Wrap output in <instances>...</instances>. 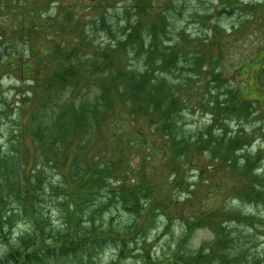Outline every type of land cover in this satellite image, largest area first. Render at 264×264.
<instances>
[{
    "label": "rangeland",
    "instance_id": "rangeland-1",
    "mask_svg": "<svg viewBox=\"0 0 264 264\" xmlns=\"http://www.w3.org/2000/svg\"><path fill=\"white\" fill-rule=\"evenodd\" d=\"M99 2H101L100 9L94 8V4ZM162 15H166L169 21L167 19L165 21V31L162 32H165V37L163 36L164 43L161 48L167 49L172 45L175 47V44L185 43H181L180 49L183 54L178 55L177 66H179L173 75L176 79L180 77L181 80L186 81V87L182 90L187 103L178 120L183 126L182 135L179 137L184 136L190 140L187 147L190 158L180 160L175 158L170 147L166 145L167 138L162 137V133L148 132V136L158 145L164 156L150 158L148 161V154L139 147L135 152L130 153L127 150L120 154L119 159L122 165L128 163L130 169L128 180L132 185H137L135 187L141 192H145L144 187L147 183L154 185L150 203L142 200L146 205L144 209L139 205L137 212H129V206L121 201L120 192L116 190L114 200H118H116L117 204L112 205L102 216L106 226L98 232H91L103 233L104 229L111 228L113 231L129 233L134 229L132 224L139 223V233L127 246V252H122L120 246L118 248L116 242L113 243L112 240H106L104 243L85 241L86 247L76 250L75 253L67 252L62 255L55 250L40 252L41 258L34 259L30 264H139L141 261L139 253L144 245L154 259H173L181 246L197 249L205 242L214 240L212 224L191 231L186 225V220L191 215L208 211L206 206L209 205L214 211L215 209L220 211L227 206L239 209L244 214L255 215L254 222L249 223H241L237 220L227 222L226 217L219 214L216 217L218 226L222 223L220 230L223 229L227 234L231 233L234 236L238 235L239 231L244 236L240 245L247 249L245 255L248 260L245 261H250L255 256L259 264H264V208H257L255 203L248 204L236 199L238 195L236 193L240 188L247 189V178L252 171L251 168L243 165L244 158L248 156L258 157L260 160L264 158V114L260 113L264 107V98L261 104L253 106L254 113L249 111L252 115L240 117L241 119L232 118L228 110H224L216 121L217 116L214 118V111L209 105L212 91L218 97L220 104L225 97L226 101L232 103L234 91L239 88L247 97L255 93V88L260 87L264 91V53L261 57L254 55L257 46H264V0H0V36H2L0 89L3 92L1 96L8 99L12 106L11 113L15 109L16 111L19 108L23 109V104L19 100L22 95L16 96L17 89L27 87L25 90L30 91L31 85L26 81L36 76L34 78L43 83L52 71H56L64 78L56 77L52 81L54 84L51 83L46 92L37 96L39 100H34L30 104L31 108L25 112L26 116L22 122L25 123L37 107H41L39 111L43 115L52 116L57 114V110H60L57 107L66 100L67 105L72 108L74 105H83L91 100L93 92L102 91L103 87H112L114 77L125 70L131 59L133 61L131 64L139 61L138 64L143 68L148 57L147 49L140 51L133 45L128 47L118 45L119 41H123V29L127 31L129 23L133 21L138 26L159 23L163 19ZM103 17L107 18L106 22H102ZM172 22L174 28H171ZM216 27L220 29V34H216L218 32L215 31ZM60 36L67 39L66 46L73 51L60 50L57 47ZM71 39L77 41L72 42ZM203 40L206 42L204 43ZM212 40H219L221 45H216L215 50L209 51L207 73L204 77L194 75L190 70L191 62H194L191 53L199 49L200 53L204 54L207 51V42L212 43ZM51 49H55V55H48L51 59L48 70L39 72L42 56L44 57ZM56 52L61 54L56 56ZM103 53L111 57L106 63L104 62L107 69L105 73L93 67V63L96 62L103 65L101 61ZM250 54L254 59L252 56L248 57ZM160 56L159 54L158 57ZM179 58L182 60L179 61ZM60 59L62 67L58 64ZM118 59L122 62H117ZM20 61L26 65L24 77L15 66L8 65L10 62ZM110 61H112L111 66ZM155 62L154 70L159 69L160 60L156 59ZM243 62L245 64L242 65ZM221 70H227L223 71L222 82L211 83L214 79L211 73L213 71L219 73ZM165 72L167 70L159 69L156 75L160 77ZM253 76H258V82H255L253 89H245V85ZM194 77L196 78L193 79ZM62 79L67 80V83H63ZM221 84L223 86L220 87ZM29 93L27 96H30ZM218 114L217 112L215 115ZM5 127L7 125H3L4 132ZM208 128H211L217 137L227 132L226 139L239 133L247 134L246 145L236 152L238 161L235 160L234 167H229V164L221 159L213 163L207 158L210 153H206L205 150L209 149L206 147L210 142L203 140L202 137L199 138L202 143H197V140L198 136L200 137ZM18 133H20L19 140L0 135V147L9 139L17 142L21 139L22 142L17 147L19 155L30 156L34 164L49 171L46 173L47 191L44 193L45 202L49 204L44 211L50 225L59 228L63 221L59 211L61 207L55 200L58 196L55 187L60 183L59 169H51L49 164L43 161L42 156V161L36 163L37 153L34 151L35 145L28 130H20ZM241 143L238 142V145L243 146ZM116 144V141L111 140L99 144V146L106 145V148L111 150H105L104 159L107 162L111 156L113 157V147ZM77 146L79 143L73 148L70 147L72 149L67 152L66 163L59 162L63 165L61 172L67 169L71 159L80 157L74 152ZM82 154L87 161L90 156L99 158L102 150L93 142ZM115 157L117 158V155ZM123 159L126 161L122 162ZM252 167H256V173L264 178V159ZM174 170L177 172L181 170L179 176L175 177ZM151 179L152 183L148 181ZM110 189V187L104 189L103 194L114 195ZM216 190L217 193L213 194ZM97 195L102 196V192ZM142 228L144 229L140 231ZM13 230L12 235L4 232L7 238L0 235V258H4L9 245L15 246L21 234L29 230L27 221H20ZM126 230L128 232H125ZM92 237L91 235L87 238L93 241ZM53 239L47 237L46 242L51 244ZM35 249L31 245L24 251L31 252Z\"/></svg>",
    "mask_w": 264,
    "mask_h": 264
},
{
    "label": "trees",
    "instance_id": "trees-1",
    "mask_svg": "<svg viewBox=\"0 0 264 264\" xmlns=\"http://www.w3.org/2000/svg\"><path fill=\"white\" fill-rule=\"evenodd\" d=\"M100 5L101 2L95 3L94 8L100 9ZM162 17L163 19L159 23L153 22L144 25L139 24L138 26L133 21L129 23L127 31L123 29V41H119L118 45H125V47L133 45L140 51L147 49L148 57L143 68L142 65L138 64L139 61L131 64L133 62L131 59L128 61L125 70L114 77L112 87H103L102 91L93 92L91 100L83 105H74L72 108L67 105L66 100L57 107L60 109L57 110V114L52 116L51 114L43 115L39 111L41 107H37L33 113L31 112L32 116L24 123L22 121L26 116L25 112L31 108L30 104L34 100H39L37 96L46 92L50 84H54L52 81L56 77H64L58 74L60 72L52 71L43 83L34 78L36 76L26 81L31 85V90H25L27 87L17 89L16 96L17 94L22 95L19 100L23 104V109L19 108L17 111L15 109L13 113H11L12 106L8 99L1 96L3 92L0 89V135L19 140L20 133L18 131L27 129L35 145L34 151L37 153L35 162L42 161V156L43 161H46L51 169H59L60 183L58 187H55L58 192L55 200L61 207L59 211L63 220L61 227L54 228L50 225L49 218L44 211V208L49 204L45 202L46 197L44 195L47 191L46 173L49 171L34 164L30 160V156L25 155L23 157L19 155L17 147L22 142L21 139L18 142L10 139L8 142L5 141L6 143L3 142L0 147V235L7 238L4 232L13 233V229L19 225L20 221L24 220L27 221L29 230H25L21 234L15 246H8L9 249L6 251L4 258H0L1 264H30L34 259L41 258L39 253L45 251L55 250V252H60L62 255L67 254V252L75 253L76 250L86 247L85 241L104 243L106 240H112L113 243L116 242L118 248L120 246L122 252L126 253L127 246L139 233V223H133L134 229L129 233L113 231L111 228L104 229L103 233H92L98 232L106 226L102 216L112 205L117 204L118 200H114L116 190L120 192L121 201L129 206L128 211L133 213L137 212L140 208L139 205L141 209L146 207L142 200L150 203L149 199H151L150 196L154 191V185L147 183V186L144 187L145 192H141L139 188L135 187L137 185H132L128 180V174H130L128 163L122 165L119 155L127 150L130 153L135 152L140 147L148 154V161H150V158L164 156L158 145L153 143V140L148 136V132L151 134L157 131L163 134L162 137L167 138L166 145L170 147L169 149L175 158L179 160L190 158L187 152L190 140L184 136L179 137V135H182L183 126L180 123L181 121L178 120L182 116L187 103L182 90L186 87V81L181 80L180 77L176 79L173 75L179 66H177L178 55L183 54L180 49L183 42L175 44V47L172 45L167 49L161 48L164 43L163 36L165 37V32H162L165 31V21L168 20L166 15H162ZM106 20L107 18L103 17L102 22H106ZM174 27L175 25L172 22L171 28ZM215 31H218L216 34L221 33L218 27ZM219 40H212V43L207 42V51L204 54L203 52L200 53L201 50L199 49L191 53L194 62H191L190 70L194 75L205 76L208 71L209 51L212 52L216 49V45H221ZM71 41L76 42L77 39H71ZM196 41H199V39H196ZM66 42L67 39L60 36L57 47L60 50L73 51V49L66 46ZM203 42L206 41L203 40ZM232 44L234 45V43ZM254 52L255 56L261 57L264 53V46H257ZM54 53L55 49H51L44 57L42 56V65L39 67V72L48 70L51 63L48 55H55ZM57 54L61 53L56 52V56H58ZM103 54L104 56L101 59L103 65L96 62L93 63V67L105 73L107 69L104 62L106 63L111 57L107 53ZM159 54L160 57H158ZM243 56L247 58L246 55ZM156 59L160 60L159 69L167 70L160 77L156 75L159 69L154 70L153 67ZM181 60L182 58H179V61ZM117 62L121 63L122 61L118 59ZM58 64L59 67H62L61 59ZM8 65L15 66L20 75L25 76L26 65L21 61L10 62ZM109 65H112V61ZM223 71L227 70H221L219 73L213 71L211 74L214 79L211 83L222 82ZM72 76L74 77V75ZM257 77L253 76L251 78L253 82L248 81L245 89H253L255 82H258ZM62 82L67 83V80L62 79ZM254 91V94L247 97L240 88L236 89L232 103H229V100L226 101L225 97L222 104L219 103L218 97L212 91V99L209 100V105L214 111V118L217 116L216 121L224 110H228L234 119L252 115L249 111L254 113L252 111L253 106L258 103L261 104L264 98V91L260 87L255 88ZM28 93L30 96H27ZM217 112L219 114L215 115ZM260 113L264 114V107ZM3 125H7L5 132L3 131ZM201 137L203 140L210 142V145L206 147L209 149L205 150L206 153H210L207 158L213 163L221 159L227 165L229 164V167L235 166L236 152L244 148L248 138L247 134L239 133L226 139L227 132L223 136L217 137L211 128H208L200 137L198 136L197 143H202L199 140ZM106 140L117 142L113 147L114 154L109 162L104 159L106 145L99 146L100 143L104 144ZM93 142L96 143V147H100L102 155L99 158L90 156L86 161L82 157L84 155L82 153ZM238 142H242L243 146H239ZM78 143L79 146L74 152L80 157L71 159L68 162L67 169L61 172L63 165L59 162L66 163L68 160L67 152ZM3 147H6V149H3ZM224 149L227 151H223ZM107 151L111 150L107 149ZM226 152L228 153L225 154ZM263 159L251 158V156L244 158L243 165L246 168H251L252 171L247 178V189L240 188L236 193L238 194L236 199L238 198L239 201L248 204L255 203L257 208H264V178H262V175L257 174L256 167L253 168L252 166L257 162L261 163ZM125 161V159L122 160V162ZM174 172L175 177L179 176V172L176 170ZM152 179L148 181L152 183ZM160 181L162 182V179ZM108 187L111 188L110 192L114 195L106 196L103 194L104 189ZM217 191L213 194H216ZM100 192H102V196L99 197L97 194ZM206 209L208 211L205 210V212H200L198 215H191L186 220V225L190 227L189 231H191L194 228L212 224L213 241L205 242L197 249H187L185 245L181 246L174 258L167 260L154 259L149 249L144 245L139 253L141 260L139 264H259L255 256L250 261H245L247 259L245 255L247 249L245 246L240 245L244 238L242 233L238 231V235L234 236L231 233L227 234L223 229L220 230L222 223L218 226L216 217L219 214L225 216L227 222L237 220L241 223H249L254 222L255 215L244 214L239 209L227 206L220 211L216 209L214 211L210 205L206 206ZM125 232H128V230ZM91 235L93 241L87 238ZM47 237H53L54 241L48 244L46 242ZM31 245L36 249L25 252L24 249L29 248Z\"/></svg>",
    "mask_w": 264,
    "mask_h": 264
}]
</instances>
